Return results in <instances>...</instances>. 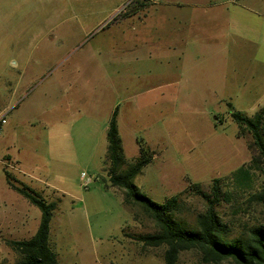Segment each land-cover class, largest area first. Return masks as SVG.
<instances>
[{"label": "rangeland", "instance_id": "1", "mask_svg": "<svg viewBox=\"0 0 264 264\" xmlns=\"http://www.w3.org/2000/svg\"><path fill=\"white\" fill-rule=\"evenodd\" d=\"M150 1L0 0V116L4 115L6 120L0 128V213L10 206L21 209L20 213L0 215V264L17 263L20 256L8 241L31 238L41 218L40 209L7 183L6 171L45 202L54 203L48 243L57 264H165V245L149 247L131 237L153 233L157 228L135 207L138 222L123 204L122 191L110 187L107 140L102 136L101 125L91 118L79 122L70 114L62 118L56 110L37 114L39 103L44 101V107L58 103L59 96L64 94L61 90L74 93L73 86L78 84L85 89L89 100L112 92L113 81L120 83L131 68L129 57H137L136 72L147 74L146 67L150 64L155 69L158 60L154 55L163 50L159 33L173 32L178 23L171 18L177 16L196 17L193 22L184 23L194 33L200 28L201 68L215 53L214 41L204 33L215 30L222 34L226 17L227 64L236 65L237 62L228 59H239V46L244 42L240 32L246 31L242 24L250 21L261 26L258 45L263 47V53L258 51L256 55L262 56L264 62V0H153L154 4L149 5ZM132 13L136 15L134 18L130 16ZM138 17L142 18L141 22ZM217 23L221 26L213 27ZM144 37H148L146 41ZM217 43L223 44L222 36ZM178 47L171 46L167 53L173 55ZM148 55L152 56L148 57L150 61L145 60ZM175 74L176 70L168 71L165 78L167 125L161 145L152 147L138 129L134 135L150 158L137 174L135 184L159 203L181 193V210L173 213V218L186 228L197 229V216L205 211L207 204L189 185L196 183L202 191L210 193L213 179L228 175L257 154L251 146L250 133L239 134L230 114L252 116L264 108V95L256 102L240 96L186 102L185 90L180 95L177 93L180 86ZM69 105L75 108L74 100ZM30 117H36L34 125L47 129L65 127L71 131L72 139L59 134L60 129L48 141L44 134L40 157H28L30 151L25 146L29 141ZM78 127L86 128L87 138L92 140L79 141L74 134ZM262 131L264 136V121ZM59 144H66L72 152L58 149ZM126 145L133 146L134 139ZM6 154L12 160L16 157L25 160L26 156L32 165L25 167L22 160L19 168L30 174L23 175L15 162L12 166L5 165ZM125 158L130 159L126 155ZM258 166L254 171L259 182L264 178V164L259 161ZM82 173L91 178L87 187L83 185ZM219 184L222 195L226 194L227 184ZM215 210L225 224L226 239L246 237L249 227L264 226V207L247 194L231 201L222 197ZM175 264L234 262L203 263L200 253L190 249L181 251Z\"/></svg>", "mask_w": 264, "mask_h": 264}, {"label": "crops", "instance_id": "2", "mask_svg": "<svg viewBox=\"0 0 264 264\" xmlns=\"http://www.w3.org/2000/svg\"><path fill=\"white\" fill-rule=\"evenodd\" d=\"M154 2L155 1L151 0L149 5L154 4ZM130 16L134 18L136 15L133 14ZM165 18L166 21H169V17ZM195 18L196 17L192 15H186L185 17L177 16L176 19L171 18L175 23H178V26L174 28V30L172 29L173 32L164 30L159 33L158 37L163 42V50H160L157 56L154 55V59L158 60V62L155 63V69L151 68L152 64H150V67L147 65V71L145 72L147 74L136 72L134 62L137 61V57H129L127 61L128 65H131V68H129L128 74L120 83L118 81H113L112 92H104L106 93L105 95H102V93L100 96H92L89 100L85 95V89L78 84L73 86L74 93L61 90V94H64L59 96L58 103L56 101V103L48 107H44V101L39 103L37 105V114L43 115L46 112L56 110L61 114L60 117L68 114L71 116L74 115L79 122L91 118L101 125L102 136L106 138L107 125L114 109L117 108V128L123 152L124 155L130 158L127 160H132L139 156L141 148L140 145L137 144V138L134 137L137 129L139 132L143 131V135L145 138L147 137L146 141H149L152 147H159L162 143L161 135L162 132L164 133L167 125L166 113L168 92L166 90V85L168 83L165 81V78L167 77L168 71L176 70V83L180 86L177 93L181 94V92L185 90L186 102H199L201 99L219 101L223 99H232L234 96H240V98L252 102L260 100L262 95H264V62L262 56L257 58L256 54L258 53L256 52L261 51L260 53H263V47L258 45L259 37H261L259 33L261 26H258L256 22L252 21H250L249 24H242L246 26V31L240 32L241 41L244 42L239 46V59L237 57L228 59L237 62L235 66H232L227 64L226 17L222 25V34H220L221 32L216 33L215 30L204 33L208 34V39L214 41L213 50L215 53L209 56V62L201 68V49L198 45L200 28L196 25L194 28H198L199 31L194 33L191 31V27L185 26L184 23L187 21L193 22ZM141 19L142 18H140V22ZM213 22H217V20L213 19ZM218 26H221V24L217 23L213 27L217 28ZM186 28H189L190 31L185 30ZM220 36L223 38V44H216ZM150 37L152 36H149V38ZM146 38L148 37H144L145 41ZM172 39L175 40L174 45ZM170 45L172 47L179 46L177 48L178 50L173 53V55L167 53V51L170 50ZM148 57L151 59L152 56L148 55L145 57L146 61H150ZM62 96L64 97L62 98ZM50 97L51 95L48 94V99ZM72 100H74L75 108L69 105ZM56 104H58L57 107H54ZM35 122L36 117H30L27 120L30 126V132L29 141L26 143L25 147L28 148L27 151H30L28 156L30 158L37 159L40 157L41 154L39 149L42 144L40 141L44 134V137H46L48 141L53 137L54 131L60 129L59 134L63 137H70V140L72 139L71 131L67 130L65 127L47 129L45 126L34 125ZM87 133H89V131L86 128L83 130L82 127L74 129V134L77 135L78 139H81L79 141L92 140V138H87ZM146 134L148 136H146ZM131 139H134V145L127 146L126 143L129 144ZM49 143L48 145L51 148V142ZM57 148H64L65 151L72 152L70 148L66 147V144H59ZM128 151L129 154L127 153ZM73 155L77 157L76 151L73 152ZM3 159L5 165L12 166V163L15 162L18 171L23 175L30 174L25 172L24 169L19 168L22 166L23 158L16 157L15 160H12V158L6 154L3 156ZM24 159L23 165L25 167L32 165L31 161H26L28 160L26 156ZM230 173L231 172H229V174ZM9 175L13 177L14 180H17L18 183H21L18 179H15L14 176L11 174ZM136 177L137 175L133 179L134 183ZM20 212V208L10 206L8 210L3 209L0 215L5 213L11 215L10 213L16 214ZM21 221L22 218L20 222Z\"/></svg>", "mask_w": 264, "mask_h": 264}, {"label": "trees", "instance_id": "3", "mask_svg": "<svg viewBox=\"0 0 264 264\" xmlns=\"http://www.w3.org/2000/svg\"><path fill=\"white\" fill-rule=\"evenodd\" d=\"M230 116L237 123L239 134L250 133L251 146L254 147L257 154L248 163L242 164L229 175L213 179L210 193L202 191L196 183L189 185V189H193L207 204L205 211L197 216L198 228L189 229L173 218V213L181 210L179 200L181 193L159 203L142 193L134 183V177L140 173L150 158L146 156L143 148H140L137 158L132 160L125 158L117 128V108L112 113L106 129L109 185L122 191L123 204L134 213L137 221L139 213L134 210L135 207L153 221L157 231L131 235V237L149 247L165 245L163 253L165 264H175L179 253L190 249H195L200 253L203 263L232 260L234 264H264V226L249 227L246 237L226 239L225 224L221 222L215 210L222 197L231 201L245 194L264 207V178L258 182L254 171L260 168L259 161L264 164L262 131L264 108L250 117L240 112H231ZM5 176L11 188L41 211L38 228L31 238L8 241L10 247L20 256L16 264H57L55 254L48 243L49 221L54 203L45 202L33 190L21 183L16 182L17 184H15L13 177L7 171ZM222 182L227 184L226 194L223 193V195L219 184ZM126 236L130 237V233L128 235L126 233Z\"/></svg>", "mask_w": 264, "mask_h": 264}, {"label": "built area", "instance_id": "4", "mask_svg": "<svg viewBox=\"0 0 264 264\" xmlns=\"http://www.w3.org/2000/svg\"><path fill=\"white\" fill-rule=\"evenodd\" d=\"M6 122L4 115L0 116V128L1 126ZM82 178L84 179L83 185L84 187H87L89 185V183L91 182V178L90 177H86L85 173L81 174Z\"/></svg>", "mask_w": 264, "mask_h": 264}]
</instances>
